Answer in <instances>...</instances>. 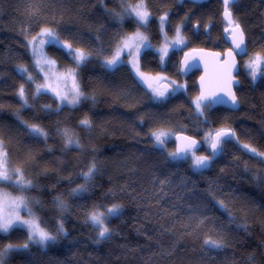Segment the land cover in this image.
Here are the masks:
<instances>
[{
  "label": "snow or ice",
  "instance_id": "snow-or-ice-1",
  "mask_svg": "<svg viewBox=\"0 0 264 264\" xmlns=\"http://www.w3.org/2000/svg\"><path fill=\"white\" fill-rule=\"evenodd\" d=\"M52 2L63 4L64 0H29V7L26 9L29 24L20 30L26 41L23 47L28 54L29 62L15 65L20 83L14 91V96L19 107L12 112V115L23 126L31 141L35 144L43 143L46 146L44 151L53 152V149L47 146L52 133L38 122V114L34 115L31 121L22 118L24 110L36 109L41 96H48L56 104L55 108L51 104L40 105L39 112L45 114L58 115L65 108L69 112L79 111L81 106L88 102L91 104L88 112H91L98 103L97 88L93 87L91 92L85 90L83 70L98 62L104 69V76H115L126 71L131 86L121 84L118 87H108L100 77H96V81L108 95L116 101H123L121 106L133 113L128 127L130 131H134V136L141 135L140 131H135L136 128H142L147 124L149 130L145 136L150 141L151 148L160 151L165 163L175 162L169 164V167L178 168L187 163L193 173L201 176L210 169L216 170L215 178L208 180V187L203 191L190 178L180 176L176 172L153 174V179L150 181L152 187L145 191L149 192L150 197L155 199L157 204L168 196L169 192L174 191L173 186L181 189L190 198L189 214L179 219L180 228L184 231L180 232L177 242L185 236H195L201 240L202 249L223 250L231 246L229 237L232 225L250 235L251 226L247 221V213L261 206L243 195L239 186L241 177L237 175V170L247 174L251 183L264 191V167L254 168L249 164V161H255L256 164L264 166V149L251 142H242L236 129L228 123V116L216 121L219 126H215L212 120L214 112L220 110L217 106H227L228 112H236L240 109L243 101L237 92L241 84L239 79L242 74L241 69L251 84L264 81V44L259 46V51L249 53L245 31L239 17L235 16L232 10L238 0H222L223 14L220 21L223 24L222 39L228 45L223 51L193 47L192 41L183 34L185 29L196 38L202 30L210 34V30L216 27L212 18L203 24L199 19L193 23L192 17L186 14L173 30L170 10L157 18V33L161 43L159 46L153 44L150 36L145 34L149 32V24L153 20L146 0H136L135 3L122 0L125 6L122 12L115 14L121 28L109 41L107 49L102 45L96 48L82 45L75 34L63 27V16L60 19L53 16L48 20L40 14L41 5ZM97 2L103 4V0ZM191 2L195 6H201V0H191ZM173 3L184 4L185 0H173ZM125 21L131 29L129 32L123 30ZM33 26L39 27L34 35ZM63 31L68 32L67 38L61 36L60 33ZM169 32L172 33L171 39ZM54 56L67 59L69 63H60L58 59L53 58ZM177 56L181 58L176 59ZM237 57L240 60L247 57V60L241 65ZM150 67L154 72L149 70ZM167 73H172L177 78L174 79ZM2 76L3 74L0 73V78ZM194 76L197 77L193 81L197 94L192 96L190 95L192 86L188 81ZM52 81H55V87ZM180 96L187 98L188 111L191 119L195 121L192 134H187V125L169 127L168 121H164L159 113L152 111L153 108L166 106ZM141 105H145L142 113L136 111ZM2 110L3 105H0V111ZM88 112L78 120L77 127L87 133L90 140L91 134L97 127L100 135L109 134L103 124L98 126L95 124ZM61 123L59 120L55 122V135L60 138L62 154L76 152L78 164L80 157L91 151V158L85 169L75 173L83 183L70 187L67 192L72 198L83 197L85 193H90L98 187L95 180L101 175L102 167L96 154L100 149L92 143L84 144L74 129L61 127ZM3 132L4 126L0 125V236L8 237L14 230H20L25 239L23 243H9L0 247V264H5L6 258L12 252L28 251L31 245L47 249L50 245L56 244L60 238H67L70 235L65 228L64 213L69 211V204L63 198L64 194L52 198V203L59 213L53 218L55 221L53 228L48 220L38 215L36 209L43 207L42 202L28 195L40 185L26 175L24 167L12 166L8 142L13 137L9 136L6 141ZM169 145L174 146L172 150H169ZM228 145L237 148L248 159L241 160L240 156L229 153ZM227 155H232V159L227 165L218 167L220 162L218 158L223 159ZM37 156L38 153L34 148L28 147L24 153V163L39 167ZM52 163L56 165L55 169L44 167L40 170V174L47 176L50 171L59 172L66 161L61 158ZM228 175L232 176L236 187L232 184L225 186L219 183L222 177ZM60 179H67L70 184L74 182L72 175L61 176ZM59 182L57 180V183ZM119 192L131 201L143 197V193H137L135 189L129 191L128 186H120ZM116 196V189L108 188L102 194L101 202H94L83 211L82 223L95 232L93 238L95 244L109 241L116 234V230L110 226L111 221L123 215L126 205L115 202V199L110 203L102 202ZM237 204L240 208L236 211L242 212L243 217H238L234 211ZM152 206L149 202L148 207ZM214 208L222 209L221 215L226 219L217 215ZM162 211L168 216L177 215L167 209ZM25 215L27 218H24ZM238 219L240 223H237ZM164 230L173 231V229ZM254 261L255 254H249L248 264H254Z\"/></svg>",
  "mask_w": 264,
  "mask_h": 264
},
{
  "label": "trees",
  "instance_id": "trees-1",
  "mask_svg": "<svg viewBox=\"0 0 264 264\" xmlns=\"http://www.w3.org/2000/svg\"><path fill=\"white\" fill-rule=\"evenodd\" d=\"M128 2L135 3L136 0H128ZM146 3L153 15V20L149 24V32L145 34L150 36L153 44L158 46L161 42L157 33V18L170 10L173 30L186 14L192 17L193 23L199 19L203 24L212 18L216 27L210 30V34L202 30L196 38L185 29L186 37L192 41L193 47L224 49L223 24L220 22L223 8L220 0H205L201 2V6L193 5L191 0H185L184 4L173 3V0H146ZM124 6L122 0H103V4L98 3L97 0H64L63 4L44 3L41 5L40 14L48 20H51L53 16L56 19L63 16V27L75 34L82 45H90L93 48L102 45L107 49L109 41L121 28L115 14L122 12ZM28 7L29 0H0V73L3 74L0 78V105H3V110L0 111V125L4 126L3 135L6 141L9 136L13 137L8 142L12 166L24 167L26 175L40 185L28 195L42 202L43 207L36 209L38 215L48 220L53 228L55 224L53 218L59 213L52 203V198L55 195L64 194L63 198L69 204V211L64 213L65 228L70 235L67 238H60L56 244L50 245L47 249L31 245L28 251L12 252L6 258L5 264H248V256L253 253L255 254L254 264H264V191L253 185L248 175L239 170H237V175L241 177L239 186L243 195L261 206L247 213L251 234L248 235L232 225L229 237L231 246L223 250L202 249L201 240L195 236H185L177 242L180 232L184 231L180 228L179 219L189 214L190 198L181 189L173 186L174 191L169 192L168 196L157 204L155 199L150 197L149 192L145 191L152 187L150 181L153 179V174L176 172L180 176L190 178L203 191L208 187V180L215 178L216 170L210 169L201 176L193 173L187 163L178 168L169 167V164L175 162L165 163L160 151L151 148L150 141L145 136L149 130L147 124L142 128H136L135 131H140L141 135L134 136V131H130L128 127L133 113L121 106L123 101H116L108 95L96 81V77H100L108 87H118L121 84L131 86L126 71L117 73L115 76H104V69L99 66L98 62L83 70L85 90L91 92L93 87L97 88L98 103L91 112H88L91 107L88 102L82 105L79 111L69 112L65 108L58 115L56 113L45 114L39 112L40 105L51 104L55 108L56 104L48 96H41L36 109L24 110L22 118L31 121L33 116L38 114V122L52 133L47 146L51 147L53 152L44 151L46 146L43 143L35 144L31 141L23 126L12 115V112L19 107L14 96V91L20 83L15 65L29 62L28 54L23 47L26 41L20 34L21 28L29 24L26 13ZM232 10L234 15L239 17L245 31L249 53L259 51V46L264 44V0H238ZM33 27L32 34L34 35L39 27ZM123 30L131 31L127 21H125ZM60 34L63 38L68 36L67 31ZM53 58L63 64L69 63L67 59L55 56ZM179 58L180 56L176 57V59ZM149 70L154 72L151 67ZM241 73L239 77L241 84L237 92L243 101L240 109L236 112H228L227 109L218 107L220 110L214 112L212 120L215 126H219L216 121L228 116V123L236 129L242 142H251L264 149V127H262L264 123V81L251 84L243 75V69ZM195 78L196 76L188 81L192 86L190 92L192 96L197 93L196 86L193 84ZM188 107L187 98L180 96L166 106L153 108L152 111L159 113L164 121H168L169 127L187 125V134H192L191 130L195 121L191 119ZM144 110L145 105L136 109L141 113ZM85 112H88L97 126L103 124L109 134L100 135L99 127H97L91 134L90 140L88 134L77 127L78 120ZM57 120L62 122L61 127L67 126L74 129L84 144L92 143L100 149L96 154L102 167L101 175L95 180L98 187L90 193H85L83 197L72 198L67 195V192L70 187L83 183V180L76 177L75 173L85 169L91 158V151L89 150L80 157L78 164L76 163L78 155L76 152L62 154L60 138L55 135ZM28 147H33L38 153L39 167L28 166L24 163V153ZM173 147L169 145V150ZM227 147L229 153L240 156L241 160L248 159L232 145ZM61 158L66 161L61 171H50L47 176L40 174V170L44 167L55 169L56 165L52 162ZM231 159L232 155H227L223 159L218 158L220 161L218 167L227 165ZM249 164L254 168L264 167L256 164L255 161H249ZM69 175H72L74 181L71 184L67 179H60L61 176L68 177ZM57 180L60 182L57 183ZM219 183L225 186L226 184L237 186L231 175L222 177ZM120 186H128L129 191L135 189L137 193H143V197H137L136 201H131L119 192ZM113 187L117 191V196L102 202L110 203L112 199H115V202L123 203L126 207L122 216L113 218L111 221L110 226L116 230L113 238L101 244H95L93 243L95 232L82 223L83 211L92 203L101 202L102 194L108 188ZM149 202L153 205L152 207H148ZM239 208L240 205L237 204L234 211L238 217H243L242 212L236 211ZM162 209H167L177 215L168 216ZM214 211L217 215L223 212L222 209L215 208ZM221 218L226 219L222 215ZM240 222L238 219L237 223ZM164 229H173V231ZM24 239L22 231L14 230L8 237L0 236V247L9 243H23Z\"/></svg>",
  "mask_w": 264,
  "mask_h": 264
},
{
  "label": "flooded vegetation",
  "instance_id": "flooded-vegetation-1",
  "mask_svg": "<svg viewBox=\"0 0 264 264\" xmlns=\"http://www.w3.org/2000/svg\"><path fill=\"white\" fill-rule=\"evenodd\" d=\"M224 41V40H223ZM225 43V42H224ZM225 45V47H224V49H222V50H217V51H223V50H225L227 47H228V45H227V43H225L224 44ZM159 46V45H158ZM214 50H216V49H214ZM181 58V57H180ZM179 58V59H180ZM245 59L247 60V57H244V60H240L239 59V62H240V64L242 65L243 64V62L245 61ZM167 75H170V76H172L170 73H167ZM172 78H177V77H175V76H172ZM197 79V77L195 78V80ZM240 79V78H239ZM197 94V93H196ZM221 108V107H220Z\"/></svg>",
  "mask_w": 264,
  "mask_h": 264
},
{
  "label": "rangeland",
  "instance_id": "rangeland-1",
  "mask_svg": "<svg viewBox=\"0 0 264 264\" xmlns=\"http://www.w3.org/2000/svg\"><path fill=\"white\" fill-rule=\"evenodd\" d=\"M202 1H205V0H201V2ZM175 28V27H174ZM183 34L185 35V37H186V33H185V30H184V32H183ZM172 38V33L171 32H169V39H171ZM187 38V37H186ZM161 41V40H160ZM161 43V42H160ZM160 45V44H159ZM246 60V59H245ZM244 63V62H243ZM52 84H53V86L55 87V81H52ZM201 154H203V153H201ZM22 215H24L23 213H22ZM24 218H27V216L25 215L24 216Z\"/></svg>",
  "mask_w": 264,
  "mask_h": 264
},
{
  "label": "water",
  "instance_id": "water-1",
  "mask_svg": "<svg viewBox=\"0 0 264 264\" xmlns=\"http://www.w3.org/2000/svg\"><path fill=\"white\" fill-rule=\"evenodd\" d=\"M221 4H222V0H220ZM223 8V7H222ZM222 14H223V9H222ZM246 39V37H245ZM209 49V48H208ZM210 50H213V51H217V50H214V49H210ZM239 57H237V60L239 61ZM217 107H221V108H224V109H227V106H223V105H220V106H217Z\"/></svg>",
  "mask_w": 264,
  "mask_h": 264
}]
</instances>
